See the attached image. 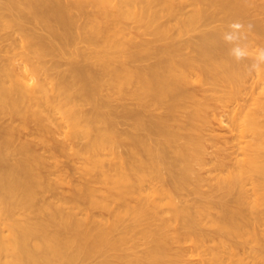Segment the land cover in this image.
I'll use <instances>...</instances> for the list:
<instances>
[{
    "label": "bare ground",
    "instance_id": "6f19581e",
    "mask_svg": "<svg viewBox=\"0 0 264 264\" xmlns=\"http://www.w3.org/2000/svg\"><path fill=\"white\" fill-rule=\"evenodd\" d=\"M171 1L0 0V34L17 31L22 36V41L14 40L22 42L21 46L0 49V118L13 120L0 124V218L4 221L0 226V264H88L96 258L100 259L97 264H172L179 257H169L170 244L189 240L199 247L204 239L197 238L196 230L206 219L219 232L241 239L230 245V255L237 253L240 245L251 246L249 250L244 246L249 259L246 264H264V239L258 237L254 222L264 214L259 212L264 209L261 118H246L253 140L240 147L245 158L237 160L236 167L225 161L224 152L219 156L223 160L211 167L220 172L214 189L223 191L219 206L226 215L224 221L211 219L210 196L201 188V170L207 167L204 140L209 106L197 99L196 85L192 91L190 86L196 83L200 87L196 89L201 90L224 87L235 95L245 73L240 61L230 54L232 45L225 43L223 35L182 41L190 50L189 58L177 61L172 55L182 49L181 42H168L137 54L131 51L132 42L126 40L127 26L136 20L145 22L147 33L155 40L170 39V30H155L163 14L154 8L163 5L168 16H173ZM238 2L229 0L226 7L240 6ZM199 17L184 24L193 26ZM27 23L41 26L46 32L38 29L47 36H38L32 28L31 32ZM156 55L157 61L151 63ZM66 57L71 59L70 68L59 71L60 59ZM137 60L150 63L142 70L128 65ZM258 76L264 84V68ZM131 87L135 91L130 95L152 118L144 119L142 112H127L114 105ZM57 112L63 116L60 126ZM120 113L130 117L136 131L125 140L114 121ZM256 115L264 117V103ZM60 127L67 129L64 137L68 145H76L77 155L86 161L85 171L97 172V176L78 186L72 197L59 198L58 204L42 197L45 192L56 193L57 188L48 180L44 182L47 163L35 145L49 148ZM28 130L34 139H27L31 136ZM17 140H21L18 146ZM83 140L79 146L78 141ZM122 148H126L124 153ZM104 156L110 157L108 164ZM95 183L105 186L102 196ZM181 196L198 198L194 208L181 204ZM110 199L122 205L113 210ZM201 199L207 202L202 205L198 202ZM69 203L76 206L66 211ZM86 204L110 213L112 218L96 221L88 208L79 206ZM163 206L182 223V231L169 236L171 222L161 218ZM76 210H83L86 218H78ZM22 214V220L17 218ZM126 218L132 224H125ZM156 221L160 222L158 229L153 228ZM257 223L259 228L264 226V218ZM143 224L142 234L150 246L142 256L129 259L123 248ZM246 235L251 239L243 237Z\"/></svg>",
    "mask_w": 264,
    "mask_h": 264
},
{
    "label": "rangeland",
    "instance_id": "374dc122",
    "mask_svg": "<svg viewBox=\"0 0 264 264\" xmlns=\"http://www.w3.org/2000/svg\"><path fill=\"white\" fill-rule=\"evenodd\" d=\"M196 1H199V4ZM228 1L229 0H213L214 3L211 5L210 0H186L185 2H180V0H172L170 4L172 3L173 9L175 11L173 16H168V13L165 11V9H163L164 7L163 5L162 6L157 5L154 8L155 9L154 11L161 10L163 14V18L155 25V30H157L158 32L165 29L170 30L168 36V38L170 39L155 40L153 35L147 33L148 29L146 28L145 22L138 20H136V23L128 24L127 26L128 31L126 35V40L127 41L130 40L134 45L132 46L131 51L136 52L137 54H142L154 47L155 48L162 47L168 42H172V43L178 42L176 43L178 45L179 42H181L180 43L181 45L179 46L182 49H180V51L177 54L172 55L173 58L178 61V60H186V58H189L188 54L190 53L189 52L190 50L186 49L184 44L186 40H198V38L208 35H223L228 30V25L233 22H240L245 25V32L247 34V39L242 40L239 43L242 47H245L249 51L250 55L242 60H239L241 63L242 70L245 73L244 76L245 78L244 81H242L241 85L239 86L238 92H236L235 95H230L229 93L231 90L225 89L224 87L217 89L215 88L213 89L212 87H204L203 90H201V89H196L197 87L196 83L190 86V89L192 91V87L196 85L193 88L194 90H196L197 99L202 103H207L209 106L207 110L209 117V125L206 126L207 127V130L205 132L206 140H204L205 145L207 146V155L205 156V164L207 163L206 165L207 167H205V169L207 172L205 171V169H203V172L201 170L202 174L201 173L200 174L203 177L201 188L204 193H207L210 196V201H211L210 205L213 208L211 212V219L214 220L215 222L224 221L226 215H224L225 213L223 212V210H221L219 206L220 195L222 194L223 191L222 190L217 191L214 189V179L220 172L212 168L215 166V164L220 162V160H223V158L219 157V156H223V152L225 154L227 153L226 155L228 157L230 156L229 158L225 156L226 157L225 161H227V163H229L233 167L237 166V160H243L245 158V155H243L244 154L243 149L240 150V147L242 146L241 148H243L253 140V133L248 131V127H247L248 121L246 118H261L260 119L261 126L264 125V117L256 115V113L258 112L259 105L261 103H264V84L262 81H259L260 79L258 76L259 71L262 68H264V65L261 66V69L259 71H254L251 67V65L253 64V57L255 55V50L258 48H264V0H239L238 3L240 4V6H236L233 8L226 7V3ZM197 15H199L200 17L198 21L195 23V25L188 26L184 24L185 21L188 22L187 20L194 18ZM31 24L34 25L33 23H27V27H30L28 29L31 32L32 30H34L35 34L37 33L38 36H40L39 34L43 36L45 35L43 33L45 30L42 29L41 26L39 27L36 24L34 26H31ZM249 24L252 25L250 31L247 30V25ZM38 27L43 32H41L38 29ZM7 33L8 34L10 33L9 34L10 37H8L9 35H7ZM7 33L2 32L0 34V36L5 35L4 37L2 36L0 37V49L2 48L13 49L15 46L16 47L21 46L22 42L20 41H22V36L20 33H17V31L16 32L8 31ZM45 36H47V33ZM5 40H10V41L4 42ZM14 40H20V41L16 43ZM1 44L3 47H1ZM81 46H83V44H81ZM70 50H72V48H70ZM6 55L7 54H5V56ZM69 59H67V57L65 59L63 58L60 59L61 66L58 69L59 71L65 72L70 68L71 59L70 60ZM157 59H158V55L152 56L150 62L151 63L156 62ZM148 61L149 60L147 61L137 60L136 62L128 63V65L131 68L134 69L136 68V70H142L143 66L147 65V63H150ZM258 82L261 83L259 84ZM137 90L138 88L136 86V91ZM134 91H135V87H131L125 94L126 95L125 97L120 99L117 98L118 102L115 101V104L114 102L113 104L117 105L118 107L121 106L120 109L122 108V110H126L127 112L133 110L142 112L141 113L142 118L144 119L148 120L149 118H152L151 115L149 114L150 112L148 113V111L145 110L144 107L140 106L139 100L136 97L130 95L131 92ZM242 109L245 111L243 112ZM162 111L163 110H160L159 112ZM241 111L242 114H239V112L241 113ZM57 113H58L57 115L55 113V116L57 117L56 122L60 126L61 123H64V121L61 120L63 116L59 114V112ZM247 113H249V115ZM124 114L125 113H120L119 116H117L116 120H114L115 123H117V128L120 129L119 132L122 133L123 140L128 138V134L130 135L136 132L133 130L134 129L132 125L133 121L129 120L128 118L130 117L125 116L126 114L125 115ZM1 119H2V121H0L1 126L2 125L5 126L13 123V120L11 118L1 117L0 120ZM59 120H61L62 122ZM4 121H6L5 122L6 124L5 123L2 124ZM63 126L65 125L63 124L62 127ZM62 127H60L59 133L52 136L51 141L53 142L49 144V148H45L46 145L43 144H40L41 146L40 145L38 146V143H36L35 145L36 146L35 148L38 151L36 152L42 158H44L47 163V169L44 170L45 172H43V178L46 177L43 179L44 182L48 180L46 182H52L54 183V185L56 184L55 186L57 188L55 189L56 191L54 190L56 193L54 192L52 193L51 191L45 192L46 193V194L44 193L45 196L42 197L44 198V200L53 201L58 204H60L59 198L72 197L78 186H80L83 183L94 181L97 176V172L88 174L85 171L87 166L86 161L82 157L77 155L76 150L78 148L76 147V145L75 146L68 145L69 143L67 140H65L64 137L65 132H67V129ZM31 128H29V130ZM33 130H35V128L32 129V131ZM62 130L64 133L61 132ZM27 132H26L27 135L25 134L26 137L28 136ZM30 132L31 131H29V134L31 135ZM25 136L23 135L22 138H24ZM32 136L33 135L27 137V139L28 140L34 139ZM19 141L21 140H17L18 143L16 142L17 143L15 144L16 146L20 144ZM79 142L82 143L80 144ZM84 142H85L84 140L78 141L79 146L80 145L82 146ZM50 145L53 146L55 145L54 146L55 148L51 146L52 147L51 150ZM56 145L57 147L63 146V148L62 149H60V147L57 148ZM49 149L51 154L53 150L55 151L54 152L55 154L51 155ZM122 149L121 151L124 153L126 148H122ZM238 149L240 151H238ZM14 158H12V160ZM104 158L106 160V163L108 164L110 161V157L104 156ZM210 169H212L213 172H211ZM94 186L99 192L98 195L102 196L105 190V186L99 183H95ZM147 186L149 187V185ZM250 187L251 185L247 186V188L249 189ZM249 192L251 193V191ZM182 197L183 196H181L180 198ZM43 198H40V201H43ZM184 198L186 197H183V199ZM187 198L189 201L186 200ZM187 198L184 199V202L186 201L185 203L183 202V199L182 200L180 199L182 201V203L181 202L180 203L183 205H188L191 208H194L195 204L193 203H196L198 198H194V196H192L191 198L187 196ZM195 199L196 202H194ZM132 201L135 202L136 200L132 199ZM198 202L203 205L207 201L203 200L202 202L201 201ZM109 203L113 208V210L116 209L118 206L122 205L121 201H116L113 199H110ZM73 206L76 205L74 203H69L65 205L66 211H70ZM79 206H81V209L88 208L91 212L90 214L98 222H103V221L105 222L107 218L108 219L112 218V215L110 213H106L101 209L90 208L87 204L79 205ZM161 210H162L160 214L161 218L163 220H168L171 222V226L169 228L170 229L169 236H172L174 232L182 228L181 225L182 223L180 221L175 220V218L172 215V212L167 207L163 206ZM76 211L78 218L80 219L86 218V213L83 210H76ZM263 211L264 209L260 208L259 212L263 213ZM249 217L251 216L248 215V218ZM259 217H261V219H257L254 221L256 223L255 225V228L257 229L256 233L258 234L259 238L264 239V231H263L264 226H261L259 228L257 223L258 221L259 223L262 222L264 218V214H261ZM17 218L22 220L24 216L22 214L19 215ZM3 223H4L3 219L0 218V226L3 227ZM125 224L127 225L132 224V220L130 218H126ZM159 225L160 222L156 221V223L153 225V228L158 229L160 227ZM143 226L144 224L140 226V228H138L137 231L135 230V232L131 234L130 241L123 248L122 252L124 253L125 256H128L129 259L142 256L150 246L148 240L142 234ZM196 236L199 239H204V243L202 242L199 247L195 246L189 240L188 241L186 240V242L181 245L173 244V243L170 244L168 248L169 257L170 256L173 257L175 254H177L179 257L178 261L172 264H239L240 260H242L244 264H246V262L249 260L247 259L248 251L244 250L246 249L244 248L245 245L238 246L237 253H235L234 255H230L228 250L230 245L236 244L241 239L237 237H229L219 232L214 226H212V222L209 221L208 219L204 220V223H202L199 227H197ZM243 237L246 239H251L247 235ZM223 244H225L226 247H224ZM252 244L254 247H256L257 250H259L258 245H256L255 243H251V245ZM245 247H247V245ZM250 247L248 246L247 249L248 248L250 249ZM215 256H218L219 260H215ZM99 260L100 259L98 258H96L95 260L94 259L90 260L88 264H97Z\"/></svg>",
    "mask_w": 264,
    "mask_h": 264
},
{
    "label": "clouds",
    "instance_id": "9594fccd",
    "mask_svg": "<svg viewBox=\"0 0 264 264\" xmlns=\"http://www.w3.org/2000/svg\"><path fill=\"white\" fill-rule=\"evenodd\" d=\"M252 25H247V30L250 31ZM225 43L232 45L230 54L237 61L242 60L250 55L249 51L240 45V41L247 39L245 32V25L240 22H233L228 25V30L223 34ZM264 65V48L255 50L253 57V64L251 65L254 71H259L261 66Z\"/></svg>",
    "mask_w": 264,
    "mask_h": 264
}]
</instances>
